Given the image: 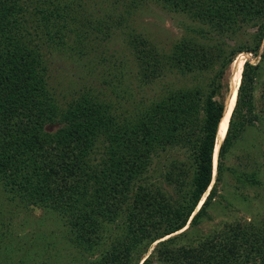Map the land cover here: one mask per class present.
<instances>
[{
  "label": "trees",
  "instance_id": "trees-1",
  "mask_svg": "<svg viewBox=\"0 0 264 264\" xmlns=\"http://www.w3.org/2000/svg\"><path fill=\"white\" fill-rule=\"evenodd\" d=\"M127 1L134 9L154 2L166 11L185 13L221 40L204 43L187 37L164 51L132 34L136 77L148 86L160 80L161 93L144 106L124 109L88 91L59 110L45 51L57 37L73 35L82 45L91 33L77 26L79 17L70 14L63 0H0V186L56 212L75 237L101 250L95 264H264V221L225 223L213 236L197 229L217 195L221 159L248 125L244 112L253 114L252 84L259 65L244 58L216 183L209 192L231 93L227 72L242 52L262 57L264 0ZM115 7L112 27L108 22L100 45L120 24ZM242 29H254L248 41L225 42L239 37ZM173 75L181 83L166 85L164 78ZM49 125L58 127L48 131ZM176 149L189 154L186 164L174 159L165 176L168 186L178 185V199L164 187L146 183L154 159ZM241 182L262 186L254 174ZM145 241L148 246L160 241L147 259L148 246L141 248ZM7 250L0 252V264H41L19 260L14 249Z\"/></svg>",
  "mask_w": 264,
  "mask_h": 264
},
{
  "label": "rangeland",
  "instance_id": "rangeland-1",
  "mask_svg": "<svg viewBox=\"0 0 264 264\" xmlns=\"http://www.w3.org/2000/svg\"><path fill=\"white\" fill-rule=\"evenodd\" d=\"M63 1L69 5L70 14L79 17L77 26L88 30L91 35L89 42L85 41L86 45H80L73 35H70L68 39L57 37L52 49L47 48L45 51L49 85L59 110L66 109L68 103L77 98L78 94L88 91L94 95L99 94L101 99L113 101L119 108L124 109H131L136 104L144 106L148 99L155 98L161 93L160 80L157 84L148 86L136 77L138 68L129 46L132 34L151 40L164 51L171 50L177 41L187 37H196L204 43H207L209 38L213 42L221 40L220 35L193 21L185 13L166 11L154 2L143 3L139 9H134L127 0ZM81 2L85 4L83 9L78 8ZM112 4H116L115 8L118 9L114 18L115 22L120 24L113 28L110 37H106V42L100 45V38L104 37V32H107L105 30L107 23L109 22L112 27ZM88 19L90 22H87ZM96 27H101L104 31L99 32L95 29ZM253 31L254 29H248L244 33L242 29L239 37L223 39L230 46H235L248 41ZM58 42H64L66 46L62 48ZM260 55L263 58L255 57L250 52H242L238 55L239 64L242 63V58H245L246 62L259 65L256 74L258 80L255 77L252 84L255 106L253 114L244 112L248 125L242 136L235 140L227 157L221 159L224 170L217 182V195L208 207L209 214L202 216V223L197 227L206 235H215V232L225 223L264 221V96L262 97L264 43ZM233 64L227 72L226 82L229 85L233 78L231 77ZM163 82L166 85L172 83L173 86H178L181 80L173 75L166 76ZM255 115L261 119H255ZM57 127L58 125H49L47 130L52 131ZM188 155L184 149L162 153L154 159L151 171L146 177V183L155 187L162 186L169 195L176 199L180 198L178 185L168 186L165 176L171 169V162L174 159L187 163ZM218 161L220 162L219 152L216 159L214 155L216 172L211 189L216 183ZM252 174L258 176L262 186L241 182L246 175ZM12 192L13 194H9L3 186H0L1 253L12 248L18 255L17 259L37 261L41 264L43 262L44 264L96 263L101 250L91 246L79 236L75 237L71 227L63 223L56 212L39 209L24 193L17 190ZM158 242L148 246L149 241H145L141 245V248L148 246L144 259L154 252Z\"/></svg>",
  "mask_w": 264,
  "mask_h": 264
},
{
  "label": "bare ground",
  "instance_id": "bare-ground-1",
  "mask_svg": "<svg viewBox=\"0 0 264 264\" xmlns=\"http://www.w3.org/2000/svg\"><path fill=\"white\" fill-rule=\"evenodd\" d=\"M239 59H240V57H237V60L233 64V72L231 71L232 72V76L231 77H233L232 81H231V84H230L231 85V87H230L231 88V93H230V97H229L230 98L229 99V104H228L229 106H226L225 114L227 112V109H228V112H227L226 118H225L224 122L222 123V125H221V127L219 129V132H218L216 150H215V153H214L215 159H216V156H217L218 152L220 151L221 145L223 144V142H224V140H225V138L227 136V132H228L229 125H230L231 115H232L233 110L235 108L234 104L236 105L235 101L237 102V100H236V97H237V85H238V82L240 83V81H239V72H240ZM243 63H244V58H242V64ZM241 73H242V71H241ZM215 172H216V169L214 167V175H215ZM208 194H209V192L205 195L203 200H205V198L208 196ZM202 203H203V201H202Z\"/></svg>",
  "mask_w": 264,
  "mask_h": 264
}]
</instances>
